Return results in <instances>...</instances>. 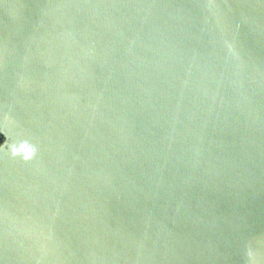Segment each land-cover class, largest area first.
<instances>
[{
  "label": "water",
  "instance_id": "1",
  "mask_svg": "<svg viewBox=\"0 0 264 264\" xmlns=\"http://www.w3.org/2000/svg\"><path fill=\"white\" fill-rule=\"evenodd\" d=\"M0 264H264V0H0Z\"/></svg>",
  "mask_w": 264,
  "mask_h": 264
}]
</instances>
